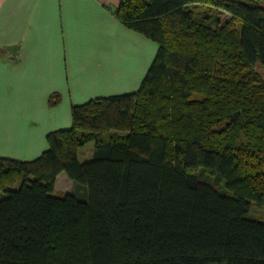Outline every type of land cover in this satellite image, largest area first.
<instances>
[{
	"label": "trees",
	"instance_id": "16d2710c",
	"mask_svg": "<svg viewBox=\"0 0 264 264\" xmlns=\"http://www.w3.org/2000/svg\"><path fill=\"white\" fill-rule=\"evenodd\" d=\"M113 13L155 58L136 91L72 105L38 157L0 156V264H264V0Z\"/></svg>",
	"mask_w": 264,
	"mask_h": 264
},
{
	"label": "crops",
	"instance_id": "0c3cea01",
	"mask_svg": "<svg viewBox=\"0 0 264 264\" xmlns=\"http://www.w3.org/2000/svg\"><path fill=\"white\" fill-rule=\"evenodd\" d=\"M118 4L0 0V140L21 147L15 157L0 156L36 158L47 149L49 132L71 125L72 105L140 87L157 44L117 19ZM53 93H60L62 102L49 107ZM15 94H25L24 106L40 110L37 118L25 112L12 119ZM32 94L34 99L42 95L35 105Z\"/></svg>",
	"mask_w": 264,
	"mask_h": 264
},
{
	"label": "rangeland",
	"instance_id": "374dc122",
	"mask_svg": "<svg viewBox=\"0 0 264 264\" xmlns=\"http://www.w3.org/2000/svg\"><path fill=\"white\" fill-rule=\"evenodd\" d=\"M223 18L229 19L230 16L227 15L226 13H224ZM154 44H156V43L154 42ZM157 50H158V44H157V48L155 50V53L157 52ZM256 70L262 75V77L264 79V67L258 63V64H256ZM16 92H19V90H17ZM123 93H125V92H123ZM14 96H15L14 98H11V101H14L12 103L13 106L11 107L13 120H15L17 118V116H18V120H20V118H21L20 114L25 113V112H28V113L32 114V116H35V117H36V113L40 112L39 109L28 108L27 106H24L25 100L23 98H24L25 94H15ZM41 96L42 95L40 94L38 97H36L34 99V95L32 94L33 105L36 104V102L38 101L39 98H41ZM11 122H13V121H11ZM20 124L22 127H30V126H27L23 123H20ZM38 125L32 126V127H37ZM37 129L38 128H35L34 133H38L39 130H37ZM0 139H2V138L0 137ZM0 144H4V147H5L4 148L2 145L0 146V154H2V155H12L13 157H15V153L21 152V150H20L21 147L14 148L12 143H9L7 141L0 140ZM94 145H95L94 141H89L85 145L81 146V148L79 150V158L81 161H86L92 157ZM34 158H32V159H34ZM25 159H27V158H25ZM32 159H29V160H32ZM202 170L203 169H200V171H202ZM202 175L206 176L204 174V172H202ZM69 180H71V179L66 177V175H64V176L61 175L60 178H57L55 191L57 193H65L66 191H69L68 189L72 188V182ZM211 180H212V182H214L213 179H211ZM252 216L255 218H259L261 220H264V209H259V208L256 209L255 213H252Z\"/></svg>",
	"mask_w": 264,
	"mask_h": 264
}]
</instances>
